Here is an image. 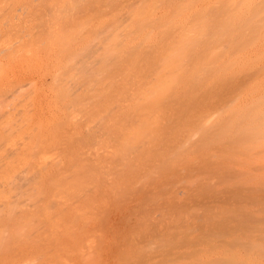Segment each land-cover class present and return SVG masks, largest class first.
Here are the masks:
<instances>
[{
    "label": "rangeland",
    "instance_id": "rangeland-1",
    "mask_svg": "<svg viewBox=\"0 0 264 264\" xmlns=\"http://www.w3.org/2000/svg\"><path fill=\"white\" fill-rule=\"evenodd\" d=\"M262 131L264 0H0V264H264Z\"/></svg>",
    "mask_w": 264,
    "mask_h": 264
},
{
    "label": "bare ground",
    "instance_id": "bare-ground-1",
    "mask_svg": "<svg viewBox=\"0 0 264 264\" xmlns=\"http://www.w3.org/2000/svg\"><path fill=\"white\" fill-rule=\"evenodd\" d=\"M139 10H140V9H139ZM136 11H137V10H136ZM142 11H143V10H142ZM144 12H145V10H144ZM97 19H98V18H97ZM101 19H102V18H101ZM99 26H100V24H99ZM15 79H16V81H17V80H19L20 78H19V76H17V78H15ZM19 81H20V80H19ZM154 89H155V88H154ZM9 90H10V89H9ZM12 90H13V88H12ZM7 91H8V89H7ZM163 91H164V90H163ZM6 93H8V92H6ZM6 93H4V94H6ZM161 93H162V92L160 91V94H161ZM163 94H164V92L162 93V95H163ZM6 95H7V94H6ZM158 95H159V94H157V96H158ZM164 95H165V94H164ZM145 96H146V95H145ZM160 96H161V95H160ZM160 96H158V97L160 98ZM147 97H148V96H147ZM162 97H163V96H162ZM143 98H145V97H143ZM163 98H164V97H163ZM161 99H162V98H161ZM145 100H146V99H145ZM158 103H159V102H158ZM148 104H149V102H148ZM156 106H157V105H156ZM158 107H159V106H158ZM234 116H235V115H234ZM261 116H262V115H261ZM259 117H260V116H259ZM245 120H246V119H245ZM253 120H254V119H253ZM256 121H257V120H256ZM256 121H255V122H256ZM259 124H260V123H259ZM252 126H253V125H252ZM247 127H248V126H247ZM256 127H257V126H256ZM261 127H262V126H261ZM250 130L252 131V128H251ZM261 130H262V129H261ZM251 131H249V132H251ZM144 132H145V131H144ZM247 132H248V131H247ZM253 132H254V131H253ZM262 132H263V131H262ZM142 133H143V132H142ZM263 133H264V132H263ZM249 134H251V133H249ZM139 135H140V134H139ZM251 135H252V134H251ZM250 137H251V136H250ZM252 137H253V136H252ZM131 139H132V138H131ZM133 140H134V139H133ZM252 140H253V139H252ZM128 141H129V140H128ZM132 143H133V142H132ZM35 207H36V206H35ZM38 210H39V208H38ZM41 210H42V209H41ZM32 212H33V211H32ZM34 212H35V215H37V214L42 213L43 211L40 212V210H39V211H38L39 213L37 212V214H36V211H34ZM24 213H25V212H24ZM29 214H32V213L29 212ZM33 215H34V214H33ZM24 216H25V215H24ZM27 216H28V215H27ZM38 216H39V215H38ZM11 217H12V216H11ZM28 217H29V216H28ZM34 217H35V216H34ZM34 217H31V218L34 219ZM41 217H42V216H41ZM37 218H38V217H37ZM37 218L35 217V219H34L33 221H35ZM12 219H13V218H12ZM18 220H19V219H18ZM27 221H29V220H27ZM30 221H31V220H30ZM30 221H29V222H30ZM33 221H31V222L33 223ZM21 222H22V221H21ZM29 222H28V224H30ZM26 223H27V222H26ZM32 223H31V224H32ZM31 224H30V225H31ZM31 226H33V224H32Z\"/></svg>",
    "mask_w": 264,
    "mask_h": 264
}]
</instances>
